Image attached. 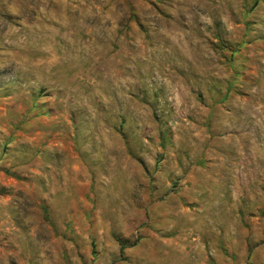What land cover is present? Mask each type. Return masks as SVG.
<instances>
[{
  "label": "rangeland",
  "instance_id": "1",
  "mask_svg": "<svg viewBox=\"0 0 264 264\" xmlns=\"http://www.w3.org/2000/svg\"><path fill=\"white\" fill-rule=\"evenodd\" d=\"M0 264H264V0H0Z\"/></svg>",
  "mask_w": 264,
  "mask_h": 264
},
{
  "label": "trees",
  "instance_id": "2",
  "mask_svg": "<svg viewBox=\"0 0 264 264\" xmlns=\"http://www.w3.org/2000/svg\"><path fill=\"white\" fill-rule=\"evenodd\" d=\"M118 241H120V240H118ZM120 245H121L122 248L124 247L123 244H122V242H120Z\"/></svg>",
  "mask_w": 264,
  "mask_h": 264
}]
</instances>
